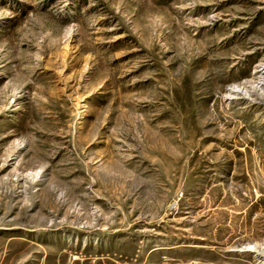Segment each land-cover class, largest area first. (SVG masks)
<instances>
[{
  "label": "rangeland",
  "instance_id": "obj_1",
  "mask_svg": "<svg viewBox=\"0 0 264 264\" xmlns=\"http://www.w3.org/2000/svg\"><path fill=\"white\" fill-rule=\"evenodd\" d=\"M0 264H264V0H0Z\"/></svg>",
  "mask_w": 264,
  "mask_h": 264
},
{
  "label": "bare ground",
  "instance_id": "obj_2",
  "mask_svg": "<svg viewBox=\"0 0 264 264\" xmlns=\"http://www.w3.org/2000/svg\"><path fill=\"white\" fill-rule=\"evenodd\" d=\"M240 86H236V87H234L233 88V90L230 92V96H234V95H236V96H239L240 95ZM242 95V94H241ZM245 96V95H244ZM232 99H234L233 97H232ZM242 99H244V98H242ZM247 251V250H246ZM248 252H250V249L248 250ZM254 252V251H253Z\"/></svg>",
  "mask_w": 264,
  "mask_h": 264
}]
</instances>
